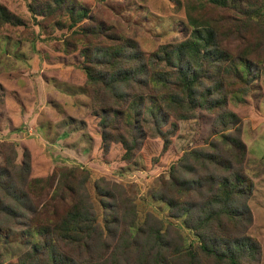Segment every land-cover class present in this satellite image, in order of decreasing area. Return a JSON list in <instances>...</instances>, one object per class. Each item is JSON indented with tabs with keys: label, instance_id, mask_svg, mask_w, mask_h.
I'll use <instances>...</instances> for the list:
<instances>
[{
	"label": "trees",
	"instance_id": "1",
	"mask_svg": "<svg viewBox=\"0 0 264 264\" xmlns=\"http://www.w3.org/2000/svg\"><path fill=\"white\" fill-rule=\"evenodd\" d=\"M242 2L182 0L189 34L150 53L78 0H28L26 7L50 30L68 31L60 41L61 51L76 50L81 58L102 147L119 142L128 161L144 139L146 127L166 147L174 122L165 130L161 127L170 117L188 116L182 99L203 95L224 104L226 86L241 70L248 80L257 64L264 62V0ZM220 22L228 27L220 28ZM22 25V18L0 3V28ZM212 137L205 146L184 152L151 192L153 198L164 201L169 215L180 217L195 235L197 243L187 248L176 228L169 223L162 228L150 213L130 234L136 218L132 201L124 192L114 193L117 184L101 177L93 179L102 210L99 223L83 201H74L62 211L54 205L48 208L45 198L52 179L60 185L52 195L62 201L64 191L72 193L75 178H83L80 184L87 178L86 169L59 166L44 179L26 180L27 158L15 163V152L10 149L0 163V221L12 226L27 221L23 225L32 242L18 256L19 264H127L129 252L139 249L146 264H198L197 252L222 264H258L260 246L244 234L251 222L246 200L252 183L241 166L244 144L239 127ZM28 193L36 200H29ZM40 200H44L42 220H30L32 215L23 220L24 211L35 213ZM69 248L74 254L67 253Z\"/></svg>",
	"mask_w": 264,
	"mask_h": 264
},
{
	"label": "rangeland",
	"instance_id": "2",
	"mask_svg": "<svg viewBox=\"0 0 264 264\" xmlns=\"http://www.w3.org/2000/svg\"><path fill=\"white\" fill-rule=\"evenodd\" d=\"M27 1L0 0L24 22L22 26L0 28V163L10 149L15 152L12 158L15 163H20L25 156L29 163L26 180L44 179L59 166L86 169L87 178L81 184L83 178H75L77 184L72 193L64 191L62 201L54 196L60 185L55 177L52 179L45 198L48 208L54 205L53 208L62 211L74 201H83L100 222L102 210L93 179L101 177L117 184L111 189L114 193L124 192V197L132 201L136 218L129 228L130 234L133 235L144 215L150 213L162 228L168 223L176 228L183 238V248H187L197 243L195 235L180 217L169 215L164 201L153 198L151 192L157 188L159 177L167 178L169 166L178 162L184 152L203 147L215 134L238 126L239 138L244 144L241 166L252 183L246 200L251 222L244 234L256 239L260 246L258 264H264V62L257 64L248 80L243 79L245 72L241 70L226 86L224 104L203 95L191 101L182 99L188 116L170 117L161 127L165 130L169 122H174L166 147L163 148L162 138L146 127L138 149L125 161L119 142L102 147L98 117L93 111L90 90L84 84L81 58L76 50L61 51L60 41L68 31L50 30L48 23L30 14ZM78 2L123 36L136 40L145 53L161 44L184 39L191 29L184 17L182 0ZM219 27L228 25L220 22ZM22 187L26 189L24 182ZM27 196L29 200H36L30 193ZM42 203L44 200L39 201L33 214L24 211L22 219L28 220L32 215L30 220H42L39 219L43 214ZM8 223L0 221V264H19L17 258L29 249L32 236L23 223L17 226ZM139 250L129 252L127 264H146ZM67 253L74 254L70 248ZM143 259L147 260V256ZM196 261L222 264L198 252Z\"/></svg>",
	"mask_w": 264,
	"mask_h": 264
}]
</instances>
